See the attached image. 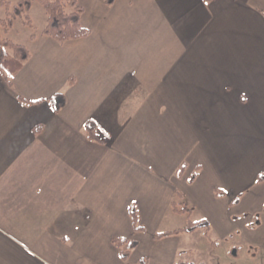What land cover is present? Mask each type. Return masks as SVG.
<instances>
[{"label": "crops", "instance_id": "1", "mask_svg": "<svg viewBox=\"0 0 264 264\" xmlns=\"http://www.w3.org/2000/svg\"><path fill=\"white\" fill-rule=\"evenodd\" d=\"M78 3L87 36L0 72V264H188L199 229L231 264L264 249V0ZM186 213L209 230L155 238Z\"/></svg>", "mask_w": 264, "mask_h": 264}, {"label": "rangeland", "instance_id": "2", "mask_svg": "<svg viewBox=\"0 0 264 264\" xmlns=\"http://www.w3.org/2000/svg\"><path fill=\"white\" fill-rule=\"evenodd\" d=\"M21 1L22 0H0V46L12 56H15L17 53L15 46L19 44L31 50L33 46V35L40 36L48 25L49 11L46 0H28L30 2L29 8H26L24 5L21 7ZM52 1L55 0H50V2ZM69 2L70 0H63L64 6L62 10L66 13L73 11V8L69 6ZM59 4L61 3L59 2ZM20 7L22 8V12L19 14ZM29 22H31V24H29ZM8 41L15 44V46L8 44ZM195 218H197L196 215L192 216V220H197ZM247 218L248 217L243 216L244 220ZM179 220L180 224L178 227H184V225H187L190 221L189 214L186 213L180 216ZM188 236L190 242L189 246L191 248L183 255V261H185V263L231 264L221 255L216 257L211 254V243L206 241L204 230L199 229L195 231L194 234ZM240 238L243 239L242 235ZM225 242L229 244L233 241L232 239H228ZM219 243L221 246L223 245L222 240H219ZM234 250L235 248L233 251ZM137 259L138 258H135L134 262H136ZM235 264H264V249H258L257 252L251 251L250 255H241L235 260Z\"/></svg>", "mask_w": 264, "mask_h": 264}, {"label": "trees", "instance_id": "3", "mask_svg": "<svg viewBox=\"0 0 264 264\" xmlns=\"http://www.w3.org/2000/svg\"><path fill=\"white\" fill-rule=\"evenodd\" d=\"M46 5L49 11V18H48V25L44 30V34L49 35L51 37L56 38L59 41H66L70 39L81 38L87 36L90 31L89 29L85 28L81 24V13L82 7L79 5L78 0H70L69 6L73 8V11L70 13H66L63 11V0H55L50 2V0H46ZM205 2H211L213 0H204ZM59 2L61 4H59ZM115 2V0H106V3L111 5ZM25 6L29 8L30 2L28 0H22L20 2V6ZM19 8V14L22 12V8ZM62 10V11H61ZM31 24V22H29ZM10 45H14L12 42H7ZM17 49V53L15 56L8 54L4 48L2 49V56L0 59V72L5 76L7 80L13 78L18 71L22 68L23 63L29 58L30 52L24 45H17L15 46ZM51 102L55 111H60L67 103V99L65 94L59 92L54 94L51 97ZM96 129L97 124L94 121H88L86 124V130L89 134L90 138L96 137ZM38 130V129H37ZM186 168V164H183L180 168V174L183 173L184 169ZM262 180V178H261ZM180 194H178L179 196ZM173 210L177 213H182L186 211H190L188 207H178V201H173ZM131 216L134 224V228L136 230H143V226L139 224V216L135 206L131 209ZM206 228L207 231L209 230V223L206 220L201 221H189V223L181 227L179 229L169 231V232H158L155 235V238L159 239L167 235L171 234H178L182 232H193L198 228ZM115 244L117 247L121 249V257L124 261H128L131 255V251L136 247L137 243L134 240H130L128 238H119L116 239ZM144 263V261H143Z\"/></svg>", "mask_w": 264, "mask_h": 264}]
</instances>
